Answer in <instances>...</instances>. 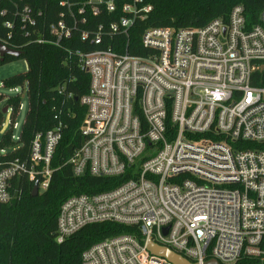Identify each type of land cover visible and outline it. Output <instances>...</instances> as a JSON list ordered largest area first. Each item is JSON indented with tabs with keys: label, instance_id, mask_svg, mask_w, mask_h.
Instances as JSON below:
<instances>
[{
	"label": "built area",
	"instance_id": "built-area-1",
	"mask_svg": "<svg viewBox=\"0 0 264 264\" xmlns=\"http://www.w3.org/2000/svg\"><path fill=\"white\" fill-rule=\"evenodd\" d=\"M59 5L64 10L49 26L50 37L38 42L72 39L88 14H119L108 26L115 34L152 11L144 0ZM18 15L36 25L29 5ZM260 21L248 26L244 6L236 5L227 20L147 28L141 37L146 56L111 48L78 51L91 84L81 98L86 139L69 160L74 174L129 171L131 177L111 190L64 200L57 241L105 221L136 226L144 238L123 233L104 239L83 252L82 264H173L148 251V238L196 264H264V86L252 83L264 60V9ZM103 31V25L82 30L81 38L100 44ZM61 139L60 126L38 132L29 163L0 160L1 203L12 200L20 175L37 182L39 194L49 187Z\"/></svg>",
	"mask_w": 264,
	"mask_h": 264
},
{
	"label": "trees",
	"instance_id": "trees-1",
	"mask_svg": "<svg viewBox=\"0 0 264 264\" xmlns=\"http://www.w3.org/2000/svg\"><path fill=\"white\" fill-rule=\"evenodd\" d=\"M60 0H0V41L11 48L22 50L20 58L27 61V70L3 79L5 88L20 87L21 92L6 97L4 107L12 108L11 127L0 138V160L20 158L29 163L33 139L38 132L58 126L62 139L56 147L51 167L53 173L49 187L38 195L33 194L35 181L26 175L16 177L11 201L0 202V264H82L83 252L104 239L123 234L137 233L136 226L112 221L92 223L63 242L57 241L58 216L64 200L73 195L95 194L111 190L131 177L128 171L116 177L94 176L90 173L77 176L70 163L85 141L82 133L87 107L81 98L90 92L91 75L80 63L78 51L91 52L114 49L118 53L146 56L142 34L149 27L203 26L216 18L227 20L236 5H243L248 26L259 24L264 0H144L152 11L144 20H137L127 32L110 33L109 23L118 19L117 13L87 15V22L78 21L72 39L60 44L38 42L50 37L49 26L60 19L64 8ZM29 5L36 16V25L23 23L18 11ZM12 22V28L5 26ZM103 25L102 42L82 40L81 31H94ZM16 58L0 56V66ZM252 83L264 86V60L254 72ZM28 100V110L17 139H13L15 118L22 105V96ZM5 94L0 92V102ZM4 112L0 110V127ZM142 122L144 119L142 118ZM172 128V125L171 127ZM6 149V153H1Z\"/></svg>",
	"mask_w": 264,
	"mask_h": 264
},
{
	"label": "rangeland",
	"instance_id": "rangeland-1",
	"mask_svg": "<svg viewBox=\"0 0 264 264\" xmlns=\"http://www.w3.org/2000/svg\"><path fill=\"white\" fill-rule=\"evenodd\" d=\"M27 61L24 58L15 59L9 63L3 64L0 66V92L5 94V99L0 102V110L4 109L6 104V97L8 95L16 94L17 91L11 88H5L2 86L3 79L18 74L21 72H25L27 70ZM28 110V100L25 94L22 96V107L16 115L15 121L17 123V127L13 129V135L18 136L20 134V130L22 128V124L24 123L25 116ZM13 111L12 108L8 109V111L4 112V121L3 125L0 127V138L2 134H4L10 127L11 121L13 119Z\"/></svg>",
	"mask_w": 264,
	"mask_h": 264
},
{
	"label": "water",
	"instance_id": "water-1",
	"mask_svg": "<svg viewBox=\"0 0 264 264\" xmlns=\"http://www.w3.org/2000/svg\"><path fill=\"white\" fill-rule=\"evenodd\" d=\"M23 54L22 50L14 49L6 45L5 43L0 41V56L1 58H4V56L9 55L16 59H19ZM8 110L7 107H4L3 112H6ZM33 194L38 195L39 189H38V183L36 182L33 187ZM168 227L164 229L165 233L167 232ZM146 247L149 252H151L154 255L161 256L163 258H166L173 264H196L191 262L188 258L183 256L182 254L178 253L177 251L173 250L169 246L160 244L153 240V238H148L146 242ZM207 264H217L216 261H208Z\"/></svg>",
	"mask_w": 264,
	"mask_h": 264
}]
</instances>
